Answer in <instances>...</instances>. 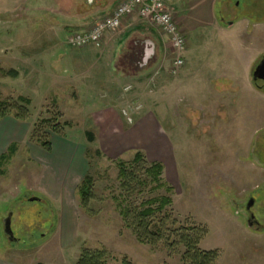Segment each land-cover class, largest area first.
I'll list each match as a JSON object with an SVG mask.
<instances>
[{
    "label": "rangeland",
    "instance_id": "rangeland-1",
    "mask_svg": "<svg viewBox=\"0 0 264 264\" xmlns=\"http://www.w3.org/2000/svg\"><path fill=\"white\" fill-rule=\"evenodd\" d=\"M40 1L30 6L37 27L42 26L39 14L51 7V1ZM53 2L66 15L72 14L76 4L88 8L87 0ZM221 17L235 25L197 30L189 36V50L183 54L184 70L172 74L173 61L167 62L165 72L154 71L153 80L146 70L140 78L117 75L116 64L112 69L109 60H102V45L86 46L97 47L87 53L80 51L86 47H69L66 40L73 29L55 34L62 45L53 46L55 37L45 36L41 27L31 33L34 43L29 47L19 43L20 35H12L11 23H0V101L20 96L32 99L31 130L59 112L60 122L68 124L64 137L87 148L94 178V198L86 210L77 195L81 183L65 190L68 197L55 203L49 197L47 204L28 203L32 197H41L45 173L44 164L33 158L34 151L28 152L29 145L44 149L31 141L30 134L27 142L13 144L15 151L5 153L0 168V260L76 264L83 249H99L107 251L112 264H121L125 257L132 264H185L183 247L171 250L165 243H140L122 219L120 201L127 196L118 179V163L132 160L136 152L111 159L86 135L91 131L97 138L104 118L118 131L115 111L125 131L151 111L174 148L168 162L146 156L149 162L164 165L162 180L173 188L170 211L183 224L207 229L199 248L218 251L212 264H264V82L251 80L264 57V0H222ZM67 24L64 20L63 25ZM21 41H25L23 35ZM11 69L19 71L18 78L7 76ZM46 132L51 140L59 136ZM149 189L138 194V200L167 195L165 188ZM251 198L255 204L248 211ZM10 212L18 243L4 233ZM249 212L260 226L250 227ZM64 217L70 220L64 223Z\"/></svg>",
    "mask_w": 264,
    "mask_h": 264
},
{
    "label": "crops",
    "instance_id": "crops-1",
    "mask_svg": "<svg viewBox=\"0 0 264 264\" xmlns=\"http://www.w3.org/2000/svg\"><path fill=\"white\" fill-rule=\"evenodd\" d=\"M33 1L35 0H0V23H11L12 26L9 28L12 35H17V37L20 35L19 43L29 47L34 43L31 40L33 38L31 33L39 31L41 27H43L42 31L45 36L51 37L72 29L89 31L96 21L111 15L124 0H94L92 4L89 3L91 0H87L88 8H79V4H76L73 9L71 8L72 14L68 13L69 16L68 14H63L64 11L58 7L59 5L56 2L52 3V0H49L51 2L48 6L51 7L49 9L45 8V11L37 17V21L42 24V26L40 25L41 27L33 25L34 14L31 13L30 7ZM41 2L38 0V4ZM169 2L174 8L176 21L185 33L187 39L186 51L189 50V36L197 30L213 27L223 28L225 27L223 24L227 25V28L235 25L233 20L229 21L221 17L222 0H169ZM64 20L68 21L66 26L63 25ZM10 32L9 29L6 31L8 35ZM21 35H23L24 42L21 41ZM1 36L3 34L0 32ZM45 36L43 35V37ZM58 38L55 37V42H52L53 46L62 45V39ZM66 43L69 47H72L67 40ZM169 43V38L166 35L164 37L158 28L135 14L126 18L119 29L106 33L99 52L102 60H109V67L115 69L114 64H116L117 75H120V77L140 78L142 72H145L143 70H146L150 79L153 80L158 75L157 73L162 74L163 71L165 72L167 64L173 61L174 54L168 48ZM96 48L95 46L86 47L80 49V51L87 53L93 49L96 50ZM167 56H169V61ZM150 63L156 66L152 67ZM148 65L151 66L149 67ZM154 71L157 74L155 76ZM109 113L113 116L116 113V119L120 123L119 130L113 131L109 121L104 118V129L102 128L97 138L94 134L95 141L91 142L97 143L99 150L105 156L111 159L119 158L125 153L134 150L136 153L142 151L153 161L168 162L171 159L174 152L173 145L168 133L163 130L158 116L154 112L150 111V115L146 114L140 117L136 124L126 131L120 114L117 111L115 113L110 111ZM30 130V122H22L13 117H7L0 121V168L1 156L5 155L9 151L10 146H14L13 144L16 142H27ZM51 142L52 151L50 152L43 148L44 151L36 147V145H29L30 148L28 150L30 153V149H32L34 151L33 158L39 159L45 167V173L43 172L40 181V192L42 193H40L41 197L38 196L41 198L40 203L42 204L48 203L46 197H49L50 201L54 203L56 202L55 200H59L64 196V198H67L65 190H68L73 185L75 189L89 170L86 156L87 148L84 147L82 149L81 144L68 137L57 136V139H52ZM18 153L19 151L16 150L15 154H13L15 158ZM28 203L34 202L29 199ZM66 219L67 217H64V223ZM67 220L69 221L70 218ZM47 233L49 232L47 231ZM0 264L34 263L1 259ZM43 264L56 263L48 261Z\"/></svg>",
    "mask_w": 264,
    "mask_h": 264
},
{
    "label": "trees",
    "instance_id": "trees-1",
    "mask_svg": "<svg viewBox=\"0 0 264 264\" xmlns=\"http://www.w3.org/2000/svg\"><path fill=\"white\" fill-rule=\"evenodd\" d=\"M6 74L12 78L19 77L17 69H11ZM32 103V99L25 96L0 101V121L13 117L22 122H30ZM60 117L61 114L56 112L52 117L37 122L30 132L31 141L49 152L52 151L51 138L46 131L50 130L64 137L63 130L68 124H62ZM86 135L89 142L95 141L93 132L88 131ZM14 151L15 147L11 146L8 153ZM4 156L2 155L1 160ZM118 168L122 192L127 196L120 201V214L126 227L133 231L140 243H165L171 250L183 247L182 260L185 264H212L216 261L218 251L204 252L199 248L207 229L195 223L183 224L170 211L174 201L171 194L173 188L162 180L164 165L161 162H149L146 155L138 151L132 160L120 161ZM149 187L151 192L165 188L167 195H150L138 200L137 195L143 194ZM93 189L94 178L89 170L77 190L80 207L84 210L94 198ZM76 264L112 263L106 250L83 249ZM121 264L132 262L125 257Z\"/></svg>",
    "mask_w": 264,
    "mask_h": 264
},
{
    "label": "built area",
    "instance_id": "built-area-1",
    "mask_svg": "<svg viewBox=\"0 0 264 264\" xmlns=\"http://www.w3.org/2000/svg\"><path fill=\"white\" fill-rule=\"evenodd\" d=\"M135 14L169 38L176 55L169 72L179 73L186 63L183 54L187 49V39L175 19V11L169 0H124L111 15L98 20L89 31H72L67 42L80 48L91 44L101 46L108 31L119 29L126 18Z\"/></svg>",
    "mask_w": 264,
    "mask_h": 264
},
{
    "label": "water",
    "instance_id": "water-1",
    "mask_svg": "<svg viewBox=\"0 0 264 264\" xmlns=\"http://www.w3.org/2000/svg\"><path fill=\"white\" fill-rule=\"evenodd\" d=\"M263 79H264V57L259 63V65L256 67L255 71L253 72L251 76L252 81H258V80H263ZM30 201L31 202H35V201L41 202V198L32 197L30 198ZM254 204H255V198H251L247 205V210L251 211V208L254 206ZM13 214H14L13 212H10L8 217L4 220V226H5L4 233L8 236V239L11 242L18 243L20 239L16 237L14 230H13ZM248 222H249L250 227H253L254 225L260 226V222L256 218L254 213L250 215Z\"/></svg>",
    "mask_w": 264,
    "mask_h": 264
},
{
    "label": "flooded vegetation",
    "instance_id": "flooded-vegetation-1",
    "mask_svg": "<svg viewBox=\"0 0 264 264\" xmlns=\"http://www.w3.org/2000/svg\"><path fill=\"white\" fill-rule=\"evenodd\" d=\"M238 4H239V2H238ZM258 81H263L264 82V79L263 80H258ZM250 213V215L252 214V212H249Z\"/></svg>",
    "mask_w": 264,
    "mask_h": 264
}]
</instances>
